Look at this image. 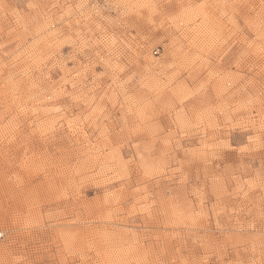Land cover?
<instances>
[{"label": "rangeland", "instance_id": "374dc122", "mask_svg": "<svg viewBox=\"0 0 264 264\" xmlns=\"http://www.w3.org/2000/svg\"><path fill=\"white\" fill-rule=\"evenodd\" d=\"M0 235V264H264V0H0Z\"/></svg>", "mask_w": 264, "mask_h": 264}, {"label": "snow or ice", "instance_id": "6c2138e0", "mask_svg": "<svg viewBox=\"0 0 264 264\" xmlns=\"http://www.w3.org/2000/svg\"><path fill=\"white\" fill-rule=\"evenodd\" d=\"M149 174L148 170H146V175Z\"/></svg>", "mask_w": 264, "mask_h": 264}, {"label": "built area", "instance_id": "2783aa9c", "mask_svg": "<svg viewBox=\"0 0 264 264\" xmlns=\"http://www.w3.org/2000/svg\"><path fill=\"white\" fill-rule=\"evenodd\" d=\"M0 237H1V235H0Z\"/></svg>", "mask_w": 264, "mask_h": 264}]
</instances>
